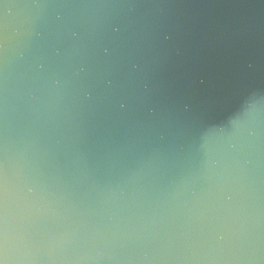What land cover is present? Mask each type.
Returning a JSON list of instances; mask_svg holds the SVG:
<instances>
[{"label":"water","instance_id":"water-1","mask_svg":"<svg viewBox=\"0 0 264 264\" xmlns=\"http://www.w3.org/2000/svg\"><path fill=\"white\" fill-rule=\"evenodd\" d=\"M4 264H264V0H0Z\"/></svg>","mask_w":264,"mask_h":264},{"label":"snow or ice","instance_id":"snow-or-ice-1","mask_svg":"<svg viewBox=\"0 0 264 264\" xmlns=\"http://www.w3.org/2000/svg\"><path fill=\"white\" fill-rule=\"evenodd\" d=\"M0 264H4V260L3 259H0Z\"/></svg>","mask_w":264,"mask_h":264}]
</instances>
